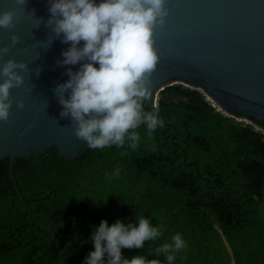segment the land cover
<instances>
[{
	"label": "trees",
	"instance_id": "obj_1",
	"mask_svg": "<svg viewBox=\"0 0 264 264\" xmlns=\"http://www.w3.org/2000/svg\"><path fill=\"white\" fill-rule=\"evenodd\" d=\"M146 110L162 126L150 136L137 129L134 151L81 144L75 160L49 151L11 169L0 161V264H82L92 225L141 215L163 235L122 249L126 258L163 260L154 249L181 233L175 264H264V129L182 84L162 88Z\"/></svg>",
	"mask_w": 264,
	"mask_h": 264
},
{
	"label": "water",
	"instance_id": "obj_2",
	"mask_svg": "<svg viewBox=\"0 0 264 264\" xmlns=\"http://www.w3.org/2000/svg\"><path fill=\"white\" fill-rule=\"evenodd\" d=\"M165 7L166 23L154 28L159 59L146 103L155 108L162 88L182 84L201 91L224 114L264 129V0H166ZM47 8L48 0H26L23 6L0 0V12L15 13V26L0 28V48H10L0 55V67L11 59L29 68L24 85L10 89L9 119L0 122V161L8 159L10 169L31 153L33 163L49 151L67 160L83 155L75 125L59 117L53 91L68 79L66 67L75 71L78 65L56 66L68 45L45 26ZM13 34L20 38L15 46Z\"/></svg>",
	"mask_w": 264,
	"mask_h": 264
},
{
	"label": "clouds",
	"instance_id": "obj_3",
	"mask_svg": "<svg viewBox=\"0 0 264 264\" xmlns=\"http://www.w3.org/2000/svg\"><path fill=\"white\" fill-rule=\"evenodd\" d=\"M15 3L23 6L26 0ZM165 4L166 0H48L50 17L45 26L54 39L68 45L56 66L78 65L75 71L66 67L63 75L68 79L53 89L61 106L59 117L75 125L74 135L87 149L127 145L134 151L141 140L137 129L144 126L150 136L162 126L158 112L146 110V101L151 95L149 77L159 59L153 47L154 28L166 23ZM14 26V11L0 12V28ZM19 39L13 34L12 46ZM9 51L8 46L0 48V55ZM28 70L26 63L11 59L0 67V122L9 119L10 89L24 85L23 73ZM16 106L22 109L23 101ZM119 174L117 166L105 176L111 179ZM150 219L118 218L111 225L101 219L91 226L88 242L94 250L82 264H175L177 253L186 248L181 233L154 249L163 260L142 254L123 256L122 249L144 248L146 241L163 235V224L153 226Z\"/></svg>",
	"mask_w": 264,
	"mask_h": 264
},
{
	"label": "flooded vegetation",
	"instance_id": "obj_4",
	"mask_svg": "<svg viewBox=\"0 0 264 264\" xmlns=\"http://www.w3.org/2000/svg\"><path fill=\"white\" fill-rule=\"evenodd\" d=\"M83 142H81V144H82Z\"/></svg>",
	"mask_w": 264,
	"mask_h": 264
}]
</instances>
